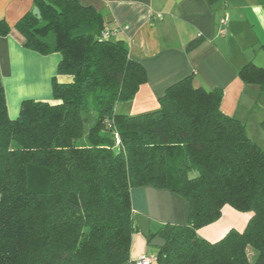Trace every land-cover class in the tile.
<instances>
[{
	"label": "trees",
	"instance_id": "16d2710c",
	"mask_svg": "<svg viewBox=\"0 0 264 264\" xmlns=\"http://www.w3.org/2000/svg\"><path fill=\"white\" fill-rule=\"evenodd\" d=\"M35 7L41 20L29 11L15 25L23 46L61 61L53 101L25 100L15 119L0 70V264L126 263L140 230L132 191L149 186L189 208L186 224L162 225L147 239L165 240L159 264H264V150L222 110L225 91L189 76L156 110L120 112L147 71L125 41L102 37L106 15L79 0ZM10 31L1 20L0 37ZM238 76L264 93L263 67L251 62ZM227 205L253 213L246 228L216 242L201 237Z\"/></svg>",
	"mask_w": 264,
	"mask_h": 264
},
{
	"label": "crops",
	"instance_id": "0c3cea01",
	"mask_svg": "<svg viewBox=\"0 0 264 264\" xmlns=\"http://www.w3.org/2000/svg\"><path fill=\"white\" fill-rule=\"evenodd\" d=\"M79 2L106 15L110 28L129 27L114 39L125 41L131 57L147 71V83L133 101L119 105L118 111L136 115L156 110L171 85L193 76L197 87L225 91L221 107L228 115L240 121H246L249 112L264 117L260 86L245 84L238 76L251 62L264 68V0H221L215 5L208 0ZM34 7L35 0H0V21L11 26L10 33L0 37V70L12 119L19 116L25 100L53 101L52 80L61 61L59 53L45 56L23 46L24 38L15 25ZM59 81L71 79L59 77ZM132 201L134 212L150 219L151 233L165 224L188 222L187 201L169 190L135 188ZM248 219L227 205L222 217L198 234L216 242L232 229L243 231ZM149 247L139 230L133 236L131 258L124 264H134L142 255H152V264H159L158 248L153 255Z\"/></svg>",
	"mask_w": 264,
	"mask_h": 264
},
{
	"label": "rangeland",
	"instance_id": "374dc122",
	"mask_svg": "<svg viewBox=\"0 0 264 264\" xmlns=\"http://www.w3.org/2000/svg\"><path fill=\"white\" fill-rule=\"evenodd\" d=\"M262 115H251L249 112L248 117L246 118V121H242L245 126H246V130L247 133L249 135V137L257 144L259 145L263 150H264V128L261 125L262 120L264 119V117H261ZM248 118L250 119V121H248ZM261 119V120H260ZM260 120V121H258ZM248 124V125H247ZM241 215H245L248 219V221L250 220V218L252 217V212H239ZM247 226V225H246ZM246 228V227H245ZM150 252L152 251L153 255L156 254L154 253L156 251L155 247H149ZM253 251V250H252ZM255 255V253L253 255H251V257H253ZM153 259H155L154 257H152V255H147Z\"/></svg>",
	"mask_w": 264,
	"mask_h": 264
},
{
	"label": "water",
	"instance_id": "95a60500",
	"mask_svg": "<svg viewBox=\"0 0 264 264\" xmlns=\"http://www.w3.org/2000/svg\"><path fill=\"white\" fill-rule=\"evenodd\" d=\"M32 12H33V15H35L39 20L42 19L41 12L38 7H34ZM136 222H137V225L141 233L144 235V237L146 239H150L151 237L150 219L143 214H137ZM164 245H165V240L159 236L154 237L150 242L151 247L160 248Z\"/></svg>",
	"mask_w": 264,
	"mask_h": 264
},
{
	"label": "built area",
	"instance_id": "2783aa9c",
	"mask_svg": "<svg viewBox=\"0 0 264 264\" xmlns=\"http://www.w3.org/2000/svg\"><path fill=\"white\" fill-rule=\"evenodd\" d=\"M223 22H225V21H223ZM128 29H129V27H119V28L107 27L102 32V37L104 39L119 37L120 35L125 33ZM153 261H154V259H152L151 257H149L147 255H142L135 261L134 264H152Z\"/></svg>",
	"mask_w": 264,
	"mask_h": 264
}]
</instances>
